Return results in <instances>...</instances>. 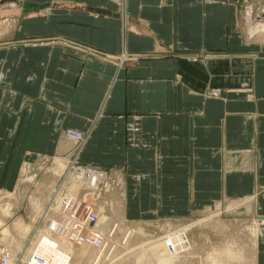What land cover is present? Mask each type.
<instances>
[{"label": "crops", "instance_id": "0c3cea01", "mask_svg": "<svg viewBox=\"0 0 264 264\" xmlns=\"http://www.w3.org/2000/svg\"><path fill=\"white\" fill-rule=\"evenodd\" d=\"M58 152L118 173L127 218L264 216V0H0V189Z\"/></svg>", "mask_w": 264, "mask_h": 264}, {"label": "rangeland", "instance_id": "374dc122", "mask_svg": "<svg viewBox=\"0 0 264 264\" xmlns=\"http://www.w3.org/2000/svg\"><path fill=\"white\" fill-rule=\"evenodd\" d=\"M60 143L62 145L63 142ZM63 148L62 151L65 150ZM64 153L26 159L19 166L12 187L0 189V245H7L12 250V257H16L13 264L20 261L27 264L24 257L31 246V251H38V247L34 246L36 240L33 243L32 239L49 222L39 217L43 209L44 216L53 199L58 202L61 196L69 197L68 191L75 190L70 192L73 194L85 187L78 171L69 166L63 165V169L57 166L61 161L78 163L74 153ZM70 170L81 180L75 177L79 184L75 189L68 186ZM100 170L107 175L105 182L108 188L103 182L93 192H88L86 200L89 205L84 211L81 206L78 213H84L85 217L90 213L89 206L104 203L105 208L101 204L94 210L95 216L100 209L98 212L102 213V218L92 223V227L101 231L106 239L100 247L103 252L101 261L92 256H72L69 264H256V247L264 240V216L255 213L253 196L219 201L207 211H196L183 217L127 218L123 211V184L119 174ZM63 188L67 193L63 192ZM56 193L59 195L56 196ZM6 204L11 211L2 210ZM18 220L24 226L21 229L15 228ZM25 229L27 232H24ZM76 249H73V254ZM93 252L98 251L93 249Z\"/></svg>", "mask_w": 264, "mask_h": 264}, {"label": "bare ground", "instance_id": "6f19581e", "mask_svg": "<svg viewBox=\"0 0 264 264\" xmlns=\"http://www.w3.org/2000/svg\"><path fill=\"white\" fill-rule=\"evenodd\" d=\"M77 130H79V129H77ZM82 134H83V136L80 139H78V140H76L75 138L71 137V135L67 136L65 134H63V138L65 140H67V141H71V142L76 143V144H81L84 141V139H85V135H84L83 132H82ZM63 165L65 167L69 166L70 168H74V170L79 172L80 176L83 178L82 180L85 181V187L81 188L80 191H76L73 194H71L70 192L75 191V190L68 191V194H70V195H69V197L67 199H71V196H72V198H74V197H77L78 195H80L81 199H85L86 200V198H87L86 194L88 192H93V190H95V187H97L99 185V182L101 180L104 183H106V186L108 188V183L105 182V180H107L108 178H107L106 174L102 173L100 170L92 171V169L88 168V167H90L88 165H78L77 163H74V162L71 164L70 161H67V162L61 161L60 164H57V166L61 167L62 169L64 168ZM72 171H71V175L68 176V178L71 176V178L69 179V185L68 186H70L71 189H73V188L75 189L77 187V185H79L78 182H76L75 180L76 179L78 181H81V180L79 179L80 177L78 178L76 175L73 176ZM79 174H78V176H79ZM75 177H76V179H75ZM104 183H102V184H104ZM106 186H104V187H106ZM65 188H63V190ZM68 190H69V188H68ZM63 192H66V191L64 190ZM57 195H59V194L56 193V196ZM64 196H61L60 199L58 200V202H57V200L55 202V199H53L52 202L49 204L47 209L44 207L46 209V212H45L46 214L44 216H43L44 211H45L44 209H43V212H42L43 214L42 213H41L42 215L39 214V217L40 216L44 217L46 219V221L47 222L49 221V222L47 224L45 223V225L43 226V227H45L46 230L44 229L41 232H38V234L35 236V238L32 239V242L34 240H36L35 243L34 242L33 243L35 244L34 246L38 247V251L37 250L36 251H31V249H32V246H31L30 251L27 252V255H25V257H24L25 263L28 262L30 264H47V262L51 261L52 264H69L68 260L71 259L72 256H78L79 258L81 256H87V257H91L92 256V258H96L97 259L96 261H99L101 259V257H102L101 255L103 253L101 251L102 248L96 247V246H94L92 244H89L87 242H82L81 244H74V242L72 240H70V238H68L67 236H63V235H61V234H59V233H57L55 231L56 230L55 225L57 224L56 222L60 221L62 219V217H64V216L66 218H68L67 214L63 210V205H65V203L63 202V197ZM96 196H97V194H96ZM97 197H99V195ZM98 199H100V198H98ZM101 201H102V199H101ZM89 202H91V201H89ZM94 204L95 205H92V211H91L93 214H94L95 208H99L101 206V204H102V207H104L103 206L104 203L100 204V202H99V204H98V202H97V203H94ZM108 205H109V202H108ZM110 206H112V205H110ZM2 210L11 211L10 207H9V209H7V204L4 207H2ZM98 211H100V209H98ZM98 211L95 214V217H96V219L98 221H100V219L102 218V215L100 216V214H102V213H100ZM102 211H103V209H102ZM47 215L49 216L48 218L46 217ZM15 226H16L15 228H17V229H21V228L24 227L21 224L20 220H18L15 223ZM89 231H94L95 233L100 234V232L97 229L93 228V227ZM89 231H87V232H89ZM24 232H27V229H25ZM105 240H104V237H103V242ZM33 243H32V245H33ZM0 247H4V248L7 249V252H8V262H7V264H13V260H15L16 257L15 258L12 257V256H14V254L12 253V250L9 249V247L7 245H0ZM75 248H77L76 249L77 252L75 254H73L74 253L73 249H75ZM93 249L95 251L97 249L98 252L94 253ZM228 254L231 255L230 253H228ZM36 256L42 257L45 262L44 263L39 262L38 260H36V258H35ZM75 258H77V257H75ZM77 260H79V259H77ZM90 261H92V260H90ZM18 264H23V263L20 261ZM98 264H100V262Z\"/></svg>", "mask_w": 264, "mask_h": 264}, {"label": "built area", "instance_id": "2783aa9c", "mask_svg": "<svg viewBox=\"0 0 264 264\" xmlns=\"http://www.w3.org/2000/svg\"><path fill=\"white\" fill-rule=\"evenodd\" d=\"M63 134L65 135H71V137L75 138L76 140L80 139L83 134L82 131L77 130L72 127H67L64 129ZM92 169V171L100 170L99 168L90 166L88 167ZM101 171V170H100ZM102 173L106 174L105 172L101 171ZM107 176V175H106ZM103 183L101 180L99 184ZM99 186V185H98ZM84 201V204L82 205L81 202ZM63 202L65 205H63V210L67 214L68 218L65 216L62 217V219L55 225L56 232L67 236L74 242V244H81L82 242H87L89 244H92L96 247L103 246V234L100 232V234L95 233L94 231H89L92 228V223L96 220V217L91 212L92 206L90 208L89 215L87 214L84 217V213H78L79 208L82 206V210L84 211L85 208L87 209V206L89 205L87 203V200L81 199V198H71L67 199L66 196L63 197ZM87 204V205H86ZM54 229V228H53ZM89 231V232H87ZM0 264H7L8 262V252L7 249L4 247L0 248ZM36 260L39 262L44 263V259L40 256L35 257ZM27 264H30L27 262ZM47 264H52L51 262H47Z\"/></svg>", "mask_w": 264, "mask_h": 264}]
</instances>
